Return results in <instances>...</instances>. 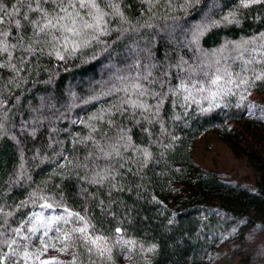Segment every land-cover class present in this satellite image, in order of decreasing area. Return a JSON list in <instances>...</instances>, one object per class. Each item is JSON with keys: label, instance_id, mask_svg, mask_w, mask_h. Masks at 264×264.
Wrapping results in <instances>:
<instances>
[{"label": "trees", "instance_id": "1", "mask_svg": "<svg viewBox=\"0 0 264 264\" xmlns=\"http://www.w3.org/2000/svg\"><path fill=\"white\" fill-rule=\"evenodd\" d=\"M100 6L107 15L99 30L78 24L81 35L52 47L33 43L30 21L40 14L28 10V0H0L9 47L0 53V254L15 248L19 264H40L27 239L29 217L51 204L83 216L92 238L134 241L127 264H211L230 240L257 245L260 257L264 155L251 157L259 177L250 188L202 168L193 147L213 131L238 153L233 139L240 130L264 122L256 97L264 94V2L104 0ZM12 64L21 70L14 73ZM148 71L159 82L143 80ZM181 81L191 90L187 101V92L170 91ZM135 83L149 94L139 97ZM152 92L167 94L158 114L161 97ZM129 99L150 110L132 109L124 103ZM71 221L61 225L70 231ZM77 236L69 248L75 264H122L126 249L109 259L88 252L92 246ZM24 252L34 255L21 259Z\"/></svg>", "mask_w": 264, "mask_h": 264}, {"label": "rangeland", "instance_id": "2", "mask_svg": "<svg viewBox=\"0 0 264 264\" xmlns=\"http://www.w3.org/2000/svg\"><path fill=\"white\" fill-rule=\"evenodd\" d=\"M202 19L205 20L208 17L205 16ZM256 97L257 101L264 105V94ZM241 131L238 133L241 137L233 139L234 144L237 145L238 153L218 134L208 131L200 134L195 140L193 158L202 168L218 173L224 180L253 188L259 173L256 169V161L252 160L251 157L254 156L255 159L264 155V122H261L259 127L252 128L250 132L241 133ZM61 216L64 219L57 220V217ZM65 219H68L66 213L52 208L39 207L31 213L28 224L29 229L35 225L37 231L35 233L29 231L27 239L32 242V247L38 249L36 251L40 264L41 261H49L50 264H70V260H73L70 258L69 249L65 253L57 251V249L64 246L58 237H62L63 233L68 232V229L61 225H65L63 222ZM71 223L73 228L82 227L76 218ZM45 232H47L46 236L44 235ZM41 239L49 244L47 251H44L42 255L40 253L43 251L44 245L41 243ZM121 241L123 240L121 239ZM258 242L257 244H259ZM52 245H55V247H52ZM100 245L111 249L110 252H105L104 257L106 256V258L112 252L126 249L120 255L123 259L122 264H127V261L124 260L128 256L127 251L129 252L133 248L132 244L126 246L122 242L117 244V239H103ZM256 248L257 245L254 244L239 245V243L230 240L216 251V256L211 264H264V252L262 253L263 257H261V253L259 257ZM260 249L264 250V242L261 243ZM94 250L99 254L98 250L95 248Z\"/></svg>", "mask_w": 264, "mask_h": 264}, {"label": "snow or ice", "instance_id": "3", "mask_svg": "<svg viewBox=\"0 0 264 264\" xmlns=\"http://www.w3.org/2000/svg\"><path fill=\"white\" fill-rule=\"evenodd\" d=\"M22 3H24V0H21ZM104 0H28V10L33 12H38L40 14V18L37 20L30 21V23L33 26V43H45L47 45H51L52 47H55L57 44H63L66 46L68 42L70 41V37H75L81 35V30L77 25H81L84 29H94L99 30L100 24L103 22L104 16L107 15V13L104 11V9L101 8V3H103ZM251 3H261L264 2V0H250ZM32 3L35 4V7H32ZM51 3L53 7L51 10L45 9L42 7L43 4ZM107 7H110L113 9V11L123 17V13L119 11V7L115 3H108L106 5ZM244 7H248V3L243 4ZM18 11V10H17ZM85 17H90L91 22L89 20L85 19ZM25 20H28L27 14L24 16ZM227 19V17H225ZM4 23L3 19H0V24ZM16 27L20 28L21 23L19 20L15 21ZM0 36H3L5 40H0V53H6L9 51L8 44L6 43V39L8 36L7 32L0 31ZM12 47H16V45H12ZM21 47H24L21 45ZM75 50V48L73 49ZM25 51L31 52L32 54H35L36 49L28 46L25 48ZM43 51V49H41ZM51 54V53H50ZM9 56H11V53H9ZM60 59H63V56L59 57ZM22 63L24 61L22 60ZM5 65L3 63H0V68H4ZM10 69L14 73H18L21 69H17L16 65L12 64L9 65ZM162 75H167V73H163ZM152 76V72L148 71L146 75L142 77L143 80L147 81L148 84L159 82L157 78L153 77V79H149V77ZM261 76H256V80H260ZM219 77H217L216 80H212V84H216ZM189 80H191V76L189 77ZM242 83H246V81H242ZM133 89L137 93L139 97L145 96L148 93V89L144 88L143 85L139 83H135L132 85ZM197 85L195 83L191 84V88H196ZM204 87L201 86L199 88V91H204ZM127 91V90H125ZM174 96H178L184 92H187L188 95H185L183 98L185 101H187L191 97V90L189 88V84L185 83L184 81H181L180 85L176 89L170 90ZM151 95L153 97L160 96V100L155 105L157 114L159 112L160 107H162L164 100L167 98V94H161L152 92ZM124 103L128 104L129 107L132 109H141L143 111H149L150 107L143 102H139L138 100H125ZM119 111V109H118ZM147 118V117H145ZM126 136V133H122L120 135V139H124ZM91 137H89L90 139ZM127 139L130 141L131 137H127ZM129 146H131L129 144ZM101 152H103V148L100 149ZM143 155L145 158H148L150 156V153L144 149ZM110 155L109 153H106L105 156L107 157ZM116 155H120V153L117 151ZM123 165H121L122 167ZM63 167V165H61ZM105 177H102L101 179H104ZM96 181H93L95 183ZM42 207L51 208V204H45L42 205ZM65 212H67L68 219H65V223H69L71 221V218L74 216L77 221H84V224L82 227H74L70 231L63 233L62 237H58V239L61 240V243L64 245L62 248L57 249V251H60L62 253H65L68 251V249L73 246V234H79L77 236V239L83 241L84 245H91L92 247H88L87 251L92 252L95 248L98 250L99 255L104 256L105 252H110L111 249L105 247H101L100 242L104 239L102 236H96L95 238H92L88 235V222L85 221V218L81 216L79 213H73L69 211L68 209H65ZM42 218V217H39ZM64 219V217H57V220ZM16 234L20 233V229L14 230ZM30 232L35 233L37 231V228L35 225L31 229H29ZM121 230L119 228L116 229V232L119 233ZM2 234V233H0ZM44 235H47V232L44 233ZM122 242L123 245H129L133 244L134 241L130 240H123L121 241L120 238L117 239V244H120ZM4 243H8L5 241ZM41 243L44 245L43 251L40 253L43 254L44 251H47L49 244L43 241L41 239ZM16 244V240H11L10 243H8V247L12 248V245ZM52 247H55V245H52ZM155 248V245L152 246V248H149L148 251H153ZM17 255V251L15 248H12L11 254L3 252L0 254V264H5L7 261V264H19V261L13 260L12 258ZM34 254L29 252H24L23 257L21 259H30ZM109 259L111 257H108ZM36 259H39V256H36ZM76 257H73V260L71 261V264H75ZM41 264H50L49 261H41ZM94 264V262H93Z\"/></svg>", "mask_w": 264, "mask_h": 264}]
</instances>
